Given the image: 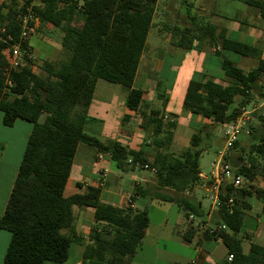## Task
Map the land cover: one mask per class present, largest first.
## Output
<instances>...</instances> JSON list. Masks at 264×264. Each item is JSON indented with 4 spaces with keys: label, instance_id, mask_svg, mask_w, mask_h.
<instances>
[{
    "label": "trees",
    "instance_id": "obj_1",
    "mask_svg": "<svg viewBox=\"0 0 264 264\" xmlns=\"http://www.w3.org/2000/svg\"><path fill=\"white\" fill-rule=\"evenodd\" d=\"M22 1V7L19 0H7L0 6V28L5 30L4 34L0 33L3 124L12 127L17 120H23L33 126L5 212L0 217V231L11 235L2 264L67 262L71 245L83 243V238L74 232L75 207L92 209L97 224L90 234L92 244L84 251L83 264H124L142 246L151 223L148 210L103 203L99 187L89 186L85 194L67 196L79 145L85 144L108 155L123 172L136 170V163L148 164L150 171L156 170V182L137 186L131 202L149 198L174 204L201 219V204L184 196V192H192L201 183L204 140H210L218 127L235 122L253 104L264 101L262 50L226 37L210 23L174 27L172 37L176 47L191 50L196 42L217 47L219 67L232 83L223 86L207 78L189 81L183 98L184 111L210 120L212 125L201 126L192 135L189 147L177 155L169 152L177 128L176 116L165 122L167 98L160 94L162 105L152 107L146 118L151 146L157 150L150 163L147 152L125 148L119 142L104 143L87 134L85 128L90 123L88 109L98 80L125 89L128 110L140 108L144 92L135 88L134 83L159 0ZM243 2L258 10L264 20V0ZM27 8H32L33 16L40 21L37 31H45L46 27L61 30V44L70 53L64 63L46 62L45 76L35 72L33 58L25 54L32 51L29 40L20 41L19 17ZM8 36L13 39L11 44L20 42L24 64L6 75L9 59L4 54L8 46L4 41ZM228 53L257 59L258 65L246 73L226 57ZM253 117L262 123L263 129L249 127L253 140L259 135L255 139L259 145L253 142L246 154L241 142L236 141L224 156L227 162L232 150H240V164H236L235 170L250 182L257 174L264 173L257 162L258 156L264 155V116L253 114ZM129 120L126 115L123 124ZM164 190L170 193H162ZM254 196L263 203L264 215V190L254 186L235 189L229 182L220 187L217 223L227 228L221 241L228 256L233 257L231 262L227 258L223 264H264V246L251 244L248 253L242 248L241 230L246 212L251 209L247 201ZM193 230L184 235L186 240H191Z\"/></svg>",
    "mask_w": 264,
    "mask_h": 264
},
{
    "label": "crops",
    "instance_id": "obj_2",
    "mask_svg": "<svg viewBox=\"0 0 264 264\" xmlns=\"http://www.w3.org/2000/svg\"><path fill=\"white\" fill-rule=\"evenodd\" d=\"M172 1L173 0L158 1L153 18V28H156L163 34L168 33L164 34L165 42L168 43L171 48L178 50L181 48L176 47L174 43V37H172L174 27L178 26L176 23L177 17L174 14L176 8L172 7ZM197 1L206 8L210 9L209 12H206V10L204 11V17L212 20L206 23L216 26L219 29V32L223 31L228 38L253 44L255 47L262 50V58L264 59V20L260 18L258 10L246 5L243 0ZM184 2L187 3V7L193 5L191 0H185ZM241 4H245V8L240 6ZM180 9H182V6ZM252 13H254V19H256L257 23L254 22L253 25L252 22H250L248 26L243 22L244 17H246V15L249 16ZM213 20H215V22H213ZM191 25L194 26L193 23ZM244 26H248V28L254 30V37L244 35V32L247 31L244 29ZM31 39L32 38H30L29 43L32 51H34L35 48L31 43ZM194 50H198L195 54L196 59L199 65H202L203 61L200 60L204 55H215V51L219 49L207 42L204 44L196 42L194 43L193 48L188 50V53L177 55L179 58L177 62L171 61L169 64L166 61L161 60H156L155 63L152 61H149V63L147 62L146 68H144L143 73L140 76V67L143 65L142 62L144 61V57H142L134 83L135 88L144 92L143 102L138 111H130L126 108V92H123L122 88H116V86H112L116 84H112L104 80H98L91 105L88 109V117L91 118L92 115H95V118L98 121L100 120L105 123L106 116L110 111H112L116 99L122 96L123 101H119L120 103L122 102L124 111L121 118V127L117 129L116 133L117 136L126 139L121 145L125 148L135 151L143 150L148 154H153L154 156L157 153V150L151 146L150 134H148L150 130H147L146 128L147 115H149L152 107L154 108V106L162 105V102L158 99L160 96L158 92L166 97V93L169 88H171L173 92H178L179 96H182L183 105V98L186 88L189 84V81L192 79V76L188 73L187 76H182L181 74L185 70L183 66L187 60L193 59L191 53H193ZM255 61L258 60L255 59ZM219 63L220 61L217 62V70L209 71L201 69L199 79L207 78L213 81L217 80L216 75L219 73L218 68L220 69ZM257 65L254 67V69L257 67ZM166 68L169 69L173 75V83L171 85L167 83L168 74L165 73L167 70ZM152 70H154V74L150 72ZM175 70H177V73H175ZM156 99L159 101L157 104H155ZM171 104V97H168L165 112V122L167 123L169 120H172L174 118L173 116H176L175 120L177 121V128L175 130V137L172 146L177 144L178 140L181 139V135L182 138L186 136L185 131L182 130V125L185 127H191L193 129L196 128V131L201 126L212 125L210 120L191 117L187 118L185 123L181 125L180 118L171 107ZM254 106H258L257 108H254V111L259 110L264 107V101L260 102L259 104H254ZM257 114L264 116V111H261ZM126 115L130 117V120L124 125L123 118ZM261 124L262 123L257 121L256 118L254 119V129L262 128L260 127ZM32 129V124L23 120H17L12 127H6L3 124V116L0 113V217L5 212ZM106 130L107 128L104 126L103 128L96 130L92 136H95L102 142L107 143V141H105L107 136ZM255 139L258 140L259 135L254 136V145H259V142L255 141ZM83 145L85 144H80L78 147V152L74 160L71 177L65 194L67 196L77 193L85 194L89 186L99 187L101 189V199L103 203L110 204L118 208L130 207L134 210L139 209L137 206L138 200L131 202V196L133 195L137 186L143 184L151 185L152 183L148 180H144L141 173H138L137 177H133V179L129 180L126 178V175L123 171L118 173L112 172L109 166L111 159L108 156L106 164L104 163V165L106 168H108L109 173L104 186L100 187L101 168L97 161V156L100 154V152H98L96 149L95 152H92L90 149L91 147L88 146V148ZM153 156L149 157V159L153 160ZM94 161H96V164L99 167L93 164ZM257 162L262 168V172H264V155H262V157L258 156ZM201 174L206 177L209 176L204 175L203 173ZM200 180L201 183L194 188L188 197L201 204L203 212L202 218H197L194 223H190L187 220L185 211L178 208L180 218H178L175 222L176 230L174 233H172L169 240L163 244V240L159 236L152 238V234L150 232V223V227L143 240L142 246L134 256L126 258L124 260L126 261L124 264H182V259L185 258H182V253H186V256L192 253V257L187 258L188 264H223L226 261L228 258V250L223 242L220 239H207L205 235L199 232L197 227L199 221L208 223L210 225L218 224V209L212 206V202L208 211L204 209V201L209 200L206 192V187L209 185V181L204 178H200ZM77 184H79L80 187H78ZM245 186H254L255 188L264 190V173L257 174L252 182L247 180ZM247 202L251 209L246 212L244 224L241 230V235L244 237V242L242 243L244 253L249 252L251 244L255 243L260 246H264V215L262 214L263 203L255 196L250 197ZM167 221L168 219L166 222ZM96 225L94 211L92 209H80L77 207L74 208V232L83 238V243L71 245L69 259L64 264H83L84 251L88 245L92 244L89 238L92 229H94ZM191 228H194V233L191 237V240L188 241L184 238V235ZM149 238H151V240ZM10 239V233L6 231H0V264L3 263ZM72 252L74 253V259L69 263ZM162 254L171 255V257L174 258L173 261L171 263H165V261L162 259Z\"/></svg>",
    "mask_w": 264,
    "mask_h": 264
},
{
    "label": "rangeland",
    "instance_id": "obj_3",
    "mask_svg": "<svg viewBox=\"0 0 264 264\" xmlns=\"http://www.w3.org/2000/svg\"><path fill=\"white\" fill-rule=\"evenodd\" d=\"M185 0H173L172 7L176 8L175 15H176V23L180 27L189 26L191 27L192 23L194 25L200 26L208 21H212L210 19L205 18L204 11L209 12L210 9L203 6L200 2L197 0H191L193 2L192 6L187 7V3L184 2ZM182 6V9L180 7ZM240 6H243L245 8V4H241ZM254 12V11H253ZM241 13V9H240ZM244 13V12H243ZM245 15V13H244ZM191 20H190V18ZM244 17V16H243ZM257 17V16H256ZM192 21V22H191ZM215 22V20H213ZM244 24H247L249 26L250 22L254 25V22L257 23L256 19H254V13L250 14L249 16L246 15L244 17ZM191 25V26H190ZM248 26H244V29L247 30L244 32L245 36H252L254 37V30L248 28ZM45 31H37V33L32 36L31 43L34 46L35 50L33 51V62L35 64V72L39 75L45 76V71L43 70V66L46 62L53 63V64H60L68 61L70 53L66 51L62 44V32L59 29L56 28H48L46 27L44 29ZM168 34V33H164ZM164 34L159 32L156 28H151L148 40L146 43V48L143 54L144 61L142 62V66L140 67L139 75L141 76L143 73L144 68H146V63L149 61H152L155 63L157 60L166 61L168 64L171 61H178L177 55H182L184 53H188V50L171 48V46L165 42L164 40ZM234 38V36H233ZM245 42V41H244ZM198 50H194L192 54L193 59H188L187 62L184 64V71L181 74L182 76H187V73L192 76V79H199L200 77V71L201 69L204 70H217V62L220 60L219 57L212 55H204L203 58H201L200 61L202 62V65H199L197 59H196V52ZM226 57L233 61L237 67L243 69L246 73L253 70L254 67L258 64V61H255V59L249 58V57H243L234 53H228ZM145 66V67H144ZM167 69V68H166ZM219 73L216 75L215 81L217 83L222 84L223 86H229L232 83V80L227 78L224 74V72L219 69ZM154 70L150 71L152 74ZM185 72V73H184ZM165 73L168 74V84H172L173 81V75L172 72L167 69ZM175 73H177V70H175ZM220 74V75H219ZM219 77V78H218ZM191 79V78H190ZM191 79V80H192ZM233 85V84H232ZM116 86V88H122L118 85H112ZM126 90L123 89V92ZM158 94H161L158 92ZM166 97H171V107L173 110L178 114V117L180 118V124L182 125L185 123V120L189 117L191 118H200L199 116L193 115L187 111H184L183 105H182V96H179L178 92H173L171 88L168 89L166 93ZM123 101L122 96L120 98H117L115 101V104L112 108V111L109 112V114L106 116L105 123L102 121H98L95 117V115H92L90 118V123L88 124L86 128V133L89 135H93L96 130L101 129L105 126L107 128L106 130V139L107 143H113V142H119L120 144L124 143L126 139L121 138L120 136H117V129L121 127V118L123 115L124 107L122 102ZM159 102L157 99L155 100V104ZM156 108H160V106H154ZM258 106H250L246 111L248 114L245 116L246 119H249L246 121V125L244 128V131L239 134L238 141L241 142V147L244 148L246 154L249 153L251 144L254 142L253 137L249 134V127L254 126V117L253 114H257L261 111H264V107L261 109L254 111V108H257ZM102 115V114H100ZM256 122V121H255ZM194 127V126H192ZM182 130L185 131L186 136L178 140L177 144H174L169 152L172 154H179L183 150L189 147L190 140L192 135L196 132V128L191 127H185L182 125ZM215 133V136H214ZM213 133V137L209 140H204L203 144L204 149L203 155L200 158V169L204 175H210L212 171V164L219 159V157L224 154L226 155L228 151H225V136H224V130L222 127H218L215 132ZM150 134V131L149 133ZM209 140V142H208ZM88 147L87 145H83ZM89 148V147H88ZM92 152H95L94 148H90ZM231 152L232 156L229 161H227L228 164L232 166V168L237 169L236 164L240 161L238 160V156L240 154V150ZM153 154H149V157H152ZM107 160V159H106ZM149 162L152 163V159H149ZM95 166H98L96 164V161L93 162ZM106 164V161H105ZM100 166V165H99ZM98 166V167H99ZM110 169L112 172H122L120 169L117 168L115 162H110ZM101 168V167H100ZM127 179H133V177H137L138 173H141L144 180L150 181L152 184L156 182L155 174L150 170H141L136 169L133 172L132 171H126L124 172ZM164 194L170 193L167 190L162 191ZM211 204L210 200L204 201V209L206 211L209 210V206ZM130 205V204H129ZM137 206L139 210L143 211L147 208L149 217L151 220V227L150 232L152 238L155 236H159L163 242H167L169 238L171 237L172 233L176 230L175 222L178 218H180L178 207L174 204L169 203H159L157 200H150L149 198L145 199H139L137 201ZM168 221L166 222V220ZM151 240V238H149ZM246 248V246H245ZM192 252V251H191ZM162 259L165 261V263H171L174 258L171 257V255H164L162 254ZM182 264H188L187 258L192 257V253H190L188 256H186V253H182ZM74 259V253H71V258L69 263ZM186 260V261H185Z\"/></svg>",
    "mask_w": 264,
    "mask_h": 264
},
{
    "label": "built area",
    "instance_id": "obj_4",
    "mask_svg": "<svg viewBox=\"0 0 264 264\" xmlns=\"http://www.w3.org/2000/svg\"><path fill=\"white\" fill-rule=\"evenodd\" d=\"M21 7L23 6V1L19 0ZM7 3V0H0V6H4V4ZM20 20V28H21V34H20V41L30 40L32 36H34L37 33V30L40 26V21L38 18L33 16L32 8H27L26 13L21 15L19 17ZM33 22V24H32ZM0 33H5L4 28L0 29ZM13 41L12 37L8 36L7 39L4 41L5 44H7V48L4 51V54L7 55L9 59V69L6 71V75L9 74L10 70H17L20 68L24 63V53L21 50V45L19 43L11 44L10 42ZM32 52V51H31ZM30 51L26 52V56L28 58H33V54ZM248 114L247 111L243 113V115L238 118L235 122L226 124L222 126V129L224 130V136H225V151H229L234 143L238 141V136L240 133L244 131L246 121L249 119H246L245 116ZM224 154H222L217 161H215L212 164V171L208 177L203 176L200 174L201 179H206L209 181V185L206 187V192L208 195L209 200L212 202V206L215 208H219L221 205V199H220V187L224 183H231L235 189H240L245 187L247 183V179L240 173H237L234 168L230 164H228L224 159ZM108 155L100 153L97 156V161L100 164V187H103L109 170L104 165ZM135 167L137 169H143V170H149L150 166L148 164L142 165L140 163H136ZM154 174H156V170H151ZM191 194L190 191L184 192V196H189ZM231 202H229L230 204ZM185 215L187 216V220L190 223H194L197 218L185 211ZM198 230L203 235H207L209 237H212L213 239H220L221 235L224 232H227V228L222 225H210L208 223L199 221ZM232 256H228L227 261H232Z\"/></svg>",
    "mask_w": 264,
    "mask_h": 264
}]
</instances>
